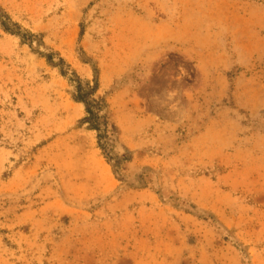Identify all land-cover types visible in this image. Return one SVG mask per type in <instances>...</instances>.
I'll return each mask as SVG.
<instances>
[{"label": "rangeland", "instance_id": "1", "mask_svg": "<svg viewBox=\"0 0 264 264\" xmlns=\"http://www.w3.org/2000/svg\"><path fill=\"white\" fill-rule=\"evenodd\" d=\"M0 7V264H264V0Z\"/></svg>", "mask_w": 264, "mask_h": 264}, {"label": "trees", "instance_id": "2", "mask_svg": "<svg viewBox=\"0 0 264 264\" xmlns=\"http://www.w3.org/2000/svg\"><path fill=\"white\" fill-rule=\"evenodd\" d=\"M0 26L8 33L18 35L23 39H29L30 35L20 33L16 24L10 22L8 16L0 7ZM62 74L63 71L61 72ZM74 84L73 97L75 101L81 103L84 107V123L88 129L95 132L98 146L103 148L105 140L108 138V119H107V103L104 98L96 96L97 83L90 85L88 82H81L76 79Z\"/></svg>", "mask_w": 264, "mask_h": 264}]
</instances>
